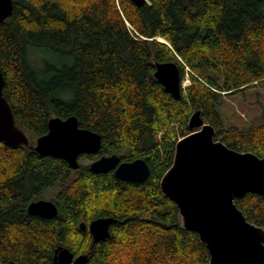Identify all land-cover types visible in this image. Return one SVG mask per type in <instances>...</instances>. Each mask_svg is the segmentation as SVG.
<instances>
[{"label":"trees","instance_id":"16d2710c","mask_svg":"<svg viewBox=\"0 0 264 264\" xmlns=\"http://www.w3.org/2000/svg\"><path fill=\"white\" fill-rule=\"evenodd\" d=\"M12 1L11 17L0 23L2 95L29 145L0 142V264H53L57 247L88 255L87 264H209L159 182L197 111L216 140L264 157V111L243 129L224 127L219 111L225 96L264 91V0ZM157 62L175 63L181 84L189 77L179 98L154 78ZM71 116L101 137L99 152L80 159H143L148 179L73 170L29 148L49 119ZM46 195L56 216L29 215V203ZM235 205L264 230V196L249 193ZM99 218L116 223L93 243L79 224Z\"/></svg>","mask_w":264,"mask_h":264},{"label":"water","instance_id":"95a60500","mask_svg":"<svg viewBox=\"0 0 264 264\" xmlns=\"http://www.w3.org/2000/svg\"><path fill=\"white\" fill-rule=\"evenodd\" d=\"M142 7L146 0H131ZM12 0H0V23L11 17ZM154 78L173 96L181 95V78L173 62L155 63ZM4 78L0 72V142L7 147L28 146L27 135L19 129L12 111L2 95ZM192 130L180 139L174 150L173 162L162 176V195L178 209V219L184 230L194 232L209 253V264H264V230L246 220L235 200L246 194L264 196V157L251 152H238L215 139L214 128L205 122L201 112L188 121ZM40 155L64 159L73 170L79 168L81 155H96L101 148L97 133L78 126L76 117L48 121V131L29 147ZM91 172L111 171L120 181L143 183L150 175L143 159L120 162L116 154L101 156L89 165ZM27 213L43 219L57 214L51 200L39 199L29 203ZM113 218H99L79 229L88 232L93 243L109 237ZM88 255L75 256L70 250L57 247L53 264H87Z\"/></svg>","mask_w":264,"mask_h":264},{"label":"rangeland","instance_id":"374dc122","mask_svg":"<svg viewBox=\"0 0 264 264\" xmlns=\"http://www.w3.org/2000/svg\"><path fill=\"white\" fill-rule=\"evenodd\" d=\"M186 79L189 80V77L187 76ZM184 83V88H187L189 86L188 83ZM219 111L224 121V127L246 128L255 122L264 111V91L259 88H251L225 96ZM89 163L88 159L82 158L79 160V164L83 166L89 165ZM44 199L50 200V196L46 195Z\"/></svg>","mask_w":264,"mask_h":264},{"label":"built area","instance_id":"2783aa9c","mask_svg":"<svg viewBox=\"0 0 264 264\" xmlns=\"http://www.w3.org/2000/svg\"><path fill=\"white\" fill-rule=\"evenodd\" d=\"M129 32H130L132 35L135 34L136 37L139 36L133 28H130V29H129ZM187 70H188V69H187ZM186 77H187V76H186ZM184 82H186V83H188V85H190V81H189L188 79L185 78ZM184 82L182 83V89H186V88H184V84H185Z\"/></svg>","mask_w":264,"mask_h":264},{"label":"flooded vegetation","instance_id":"af4514ba","mask_svg":"<svg viewBox=\"0 0 264 264\" xmlns=\"http://www.w3.org/2000/svg\"><path fill=\"white\" fill-rule=\"evenodd\" d=\"M83 155H84V156H88V155H85V154H83ZM83 155H81V156H83ZM116 155H117V154H116ZM81 156H80V158H81ZM118 156H119V155H118ZM100 157H101V156H100ZM100 157H99V158H100ZM80 158H79V159H80ZM119 158H120V156H119ZM97 159H98V158H97ZM94 160H96V159H94ZM94 160H91L90 163H91L92 161H94ZM120 162H124V161H122L121 158H120ZM90 163H89V165H90ZM79 165H80V164H79ZM89 165H88V166H89ZM111 172L113 173V171H111ZM113 175H114V173H113ZM87 230H88V228H87Z\"/></svg>","mask_w":264,"mask_h":264},{"label":"bare ground","instance_id":"6f19581e","mask_svg":"<svg viewBox=\"0 0 264 264\" xmlns=\"http://www.w3.org/2000/svg\"><path fill=\"white\" fill-rule=\"evenodd\" d=\"M131 27L129 26V29H130Z\"/></svg>","mask_w":264,"mask_h":264}]
</instances>
